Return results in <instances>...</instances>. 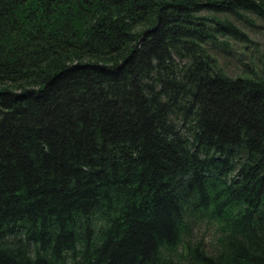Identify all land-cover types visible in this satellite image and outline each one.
<instances>
[{"label":"trees","instance_id":"trees-1","mask_svg":"<svg viewBox=\"0 0 264 264\" xmlns=\"http://www.w3.org/2000/svg\"><path fill=\"white\" fill-rule=\"evenodd\" d=\"M0 264H264V0H0Z\"/></svg>","mask_w":264,"mask_h":264}]
</instances>
